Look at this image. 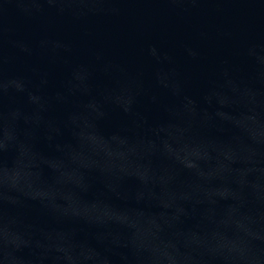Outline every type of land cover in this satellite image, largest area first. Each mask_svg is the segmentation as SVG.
<instances>
[{
    "label": "water",
    "instance_id": "obj_1",
    "mask_svg": "<svg viewBox=\"0 0 264 264\" xmlns=\"http://www.w3.org/2000/svg\"><path fill=\"white\" fill-rule=\"evenodd\" d=\"M0 264H264V0H0Z\"/></svg>",
    "mask_w": 264,
    "mask_h": 264
}]
</instances>
